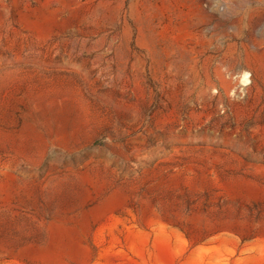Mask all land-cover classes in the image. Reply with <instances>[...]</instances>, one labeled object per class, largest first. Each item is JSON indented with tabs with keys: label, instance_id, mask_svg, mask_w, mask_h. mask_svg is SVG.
Returning <instances> with one entry per match:
<instances>
[{
	"label": "rangeland",
	"instance_id": "obj_1",
	"mask_svg": "<svg viewBox=\"0 0 264 264\" xmlns=\"http://www.w3.org/2000/svg\"><path fill=\"white\" fill-rule=\"evenodd\" d=\"M0 264H264V0H0Z\"/></svg>",
	"mask_w": 264,
	"mask_h": 264
}]
</instances>
